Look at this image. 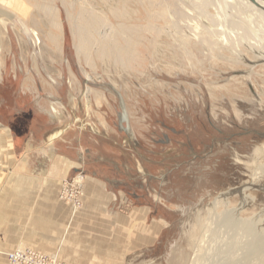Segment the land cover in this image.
I'll return each mask as SVG.
<instances>
[{
	"label": "rangeland",
	"instance_id": "374dc122",
	"mask_svg": "<svg viewBox=\"0 0 264 264\" xmlns=\"http://www.w3.org/2000/svg\"><path fill=\"white\" fill-rule=\"evenodd\" d=\"M86 1L116 28L167 25L147 18L152 0ZM81 2L0 0V136L75 149L78 169L62 184L76 178L84 190L89 174L105 181L110 212H122L126 228L109 226L102 256L94 251L88 264H264V65L253 67L245 47L234 56L219 44L213 57L226 61L201 46L188 57L172 31H142L122 67L91 45L79 55ZM43 7L55 9L54 24ZM89 24L95 37L108 30ZM249 242L254 252L244 253Z\"/></svg>",
	"mask_w": 264,
	"mask_h": 264
},
{
	"label": "crops",
	"instance_id": "0c3cea01",
	"mask_svg": "<svg viewBox=\"0 0 264 264\" xmlns=\"http://www.w3.org/2000/svg\"><path fill=\"white\" fill-rule=\"evenodd\" d=\"M57 142L17 146L13 134L0 136V264L17 248L56 255L64 264H88L94 251L102 256L109 226L117 233L126 228L124 214L110 212L115 201L105 181L91 174L73 215L60 192L78 169V155Z\"/></svg>",
	"mask_w": 264,
	"mask_h": 264
},
{
	"label": "bare ground",
	"instance_id": "6f19581e",
	"mask_svg": "<svg viewBox=\"0 0 264 264\" xmlns=\"http://www.w3.org/2000/svg\"><path fill=\"white\" fill-rule=\"evenodd\" d=\"M81 1H82L80 5L81 10L79 9V12H80L79 16L75 17V20L78 21V19H82V20L84 19V21L81 20V22L86 25L84 27L83 24L81 25V23H79L76 28L77 29L76 38L78 39L77 40L78 42L76 44L77 46L75 47H76V52L79 55H80V52L82 51H85L84 53H86L88 49V48L86 49V47L91 45L94 48L93 51L96 53V56L99 54L100 57H104V58L106 57V59H109L111 62L114 63L115 66L122 67L124 66L125 60H127L128 58H132L135 55L136 45L139 43V34L142 31H146V32L148 31L149 33L154 34L156 38L163 35L167 39L170 37L168 35V32L172 31L174 32V36L172 34V41L177 42L178 47L184 50L187 56H188V53H190V51H194L195 48L201 46L202 48L209 49V52L207 53L210 58L212 59L217 58V59H221V61L222 60L226 61L227 57L223 55L213 57L215 53L214 51L216 50L215 47L218 44H219V48H222L230 52L231 55H234V56L240 55L238 53L240 51V48L245 47L246 51L250 50L253 56V61L254 62L257 61L255 64H252L253 67L257 66V64L261 66L264 65V0H208L207 2L206 0L205 1L204 0H152L149 2V5L147 7L154 11L152 15H147V18L151 20L152 19L163 20V22L167 24L164 29L154 27L155 25L152 26L151 23L144 26V28H133V27L128 28L125 25L118 24L117 25L118 29H117L116 27H113L110 24H107L105 22L106 20L105 15L95 12L92 6L87 7L86 0H81ZM121 3L122 5L126 4L124 0H122ZM70 7L72 8V3ZM209 7L215 10L214 12L218 14L219 18L212 17L208 14L207 9H209ZM40 9L43 11L45 18L48 17V19L46 20H48L50 25L54 24L55 23V9L52 7H43ZM111 15L114 19H117V20L119 19L126 20V17H128L126 15V12H113L112 11ZM220 15L226 18L229 17L228 18L229 25L227 24L226 27L224 26V22H226V20L224 21L223 18L221 19ZM203 17H205L207 20V22H204V23H207L210 29H205L203 25H201V23L203 22L202 21L201 23L199 22V19H202ZM70 18H71L70 20H74V18H72L71 16ZM221 22H223V27L221 26L222 24H220ZM32 23L34 24V22ZM89 23H95L96 25H101L102 23H104L107 26L108 30H104L102 33H100V36L97 35L95 37L92 34L93 30L89 29V26H90ZM179 26L185 27V29L189 31L188 34H185L187 31L183 32L182 29L180 31ZM212 26H216V28H213ZM117 30L119 32H117ZM232 31L237 32L239 36L237 37L236 36L237 34L236 35L233 34ZM141 37L142 36H140V38ZM156 46L157 44H155L154 42L152 44V48L155 52H157V47H158ZM170 46L171 45L166 44V48ZM176 51L177 50H175V52ZM198 51H200V49ZM202 53L203 52L201 51V54ZM170 55L172 59L175 58V56H177L174 54H170ZM85 59L87 60V58ZM195 59H196V56H195ZM87 64L90 66L89 62ZM227 219H230V218L227 217ZM249 223L250 222H248V224ZM246 224L247 223L245 222V225H244L245 227H246ZM235 229L237 230V227ZM224 232H227V231H224ZM255 232H257V230ZM254 237L255 236H253V238ZM252 242L251 243L249 242V244L247 245L248 248L246 247L247 249H245L244 253H246L247 250L254 252V249H253L254 242L253 243ZM239 247L240 245H236L234 250L231 249L232 250L231 253L232 252L238 253V251L236 252V250L240 249ZM239 252L241 253L242 251L240 250ZM216 254L217 253H215V255ZM235 256H237L235 257L236 259L239 257L238 255H235ZM208 259L210 258L208 257ZM208 259L206 260L205 258L204 261H208ZM212 259H214V256Z\"/></svg>",
	"mask_w": 264,
	"mask_h": 264
},
{
	"label": "built area",
	"instance_id": "2783aa9c",
	"mask_svg": "<svg viewBox=\"0 0 264 264\" xmlns=\"http://www.w3.org/2000/svg\"><path fill=\"white\" fill-rule=\"evenodd\" d=\"M83 186L81 181L74 178L72 182L62 184L60 198L71 205L73 215L82 206ZM7 264H64L56 255L36 252L28 248H17L6 255Z\"/></svg>",
	"mask_w": 264,
	"mask_h": 264
}]
</instances>
